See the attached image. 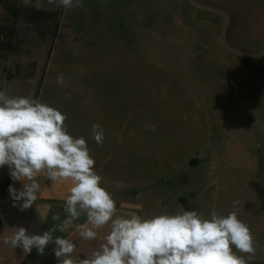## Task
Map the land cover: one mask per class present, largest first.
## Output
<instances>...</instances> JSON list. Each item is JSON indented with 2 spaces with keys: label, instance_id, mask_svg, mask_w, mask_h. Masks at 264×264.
I'll return each instance as SVG.
<instances>
[{
  "label": "rangeland",
  "instance_id": "obj_1",
  "mask_svg": "<svg viewBox=\"0 0 264 264\" xmlns=\"http://www.w3.org/2000/svg\"><path fill=\"white\" fill-rule=\"evenodd\" d=\"M8 1L14 2L13 37L7 58L0 56V82L14 78L15 97L44 98L43 103L68 99L79 107L98 98L99 114H110L106 127L115 134L104 142L130 147V161L114 173L129 182L125 198L143 212L152 217L187 208V197L205 181L204 163L264 164V56L245 59L226 52L218 39L221 16L185 0H83L70 10L47 0ZM197 1L229 13L230 44L245 51L264 48V0ZM3 30L0 26V38ZM10 53L15 57L7 64ZM248 173L237 191L264 195V172L259 181ZM263 195L254 209H264ZM15 203L2 207L19 217L9 220L7 236L19 226L42 232L50 223L46 219L65 213L64 206L34 203L20 210ZM77 240L91 255L92 241L79 234L72 239ZM36 252L0 243V262L27 264Z\"/></svg>",
  "mask_w": 264,
  "mask_h": 264
},
{
  "label": "clouds",
  "instance_id": "obj_2",
  "mask_svg": "<svg viewBox=\"0 0 264 264\" xmlns=\"http://www.w3.org/2000/svg\"><path fill=\"white\" fill-rule=\"evenodd\" d=\"M47 2L69 10L83 6V0ZM63 79L59 74L57 83L62 85ZM66 119L60 110L32 96L12 97L0 91V167L7 165L11 178L23 184L19 191L9 186L13 206H17L15 202H20V210L33 206L40 191L36 178L41 173L52 182H72L62 221L59 214H54L52 220L58 223L42 234H29L19 227L12 236L4 237L5 245L20 247L24 253L35 248L43 255L47 245L53 243L59 264H249L256 252L255 241L236 210L220 215L213 209L210 219L184 210L149 218L135 214L115 217L116 201L94 170L95 160L86 139L69 134ZM146 127L155 130L154 125ZM91 131L94 141L102 145L103 127L94 123ZM238 203L233 202L234 208ZM81 215L86 221L77 225V230L83 240H95L97 230L109 223L111 227L97 250L74 260L76 245L53 233L65 232ZM238 252L248 254L249 259Z\"/></svg>",
  "mask_w": 264,
  "mask_h": 264
},
{
  "label": "crops",
  "instance_id": "obj_3",
  "mask_svg": "<svg viewBox=\"0 0 264 264\" xmlns=\"http://www.w3.org/2000/svg\"><path fill=\"white\" fill-rule=\"evenodd\" d=\"M13 1L6 0L3 6L0 8V26L3 27L4 35L0 38V42L5 43L6 46L0 48V56L7 58L5 49L8 46V41L13 37V30L10 29V24L13 21H10L9 15V6L13 4ZM8 16V17H7ZM10 21V22H9ZM12 34V35H11ZM15 55L10 53V60ZM0 91H4L7 95L15 97V79L11 78L9 80H1L0 82ZM44 98L39 100L43 102ZM47 99V98H45ZM85 101H87L85 103ZM44 103L60 110L62 114L67 116L65 121V126L69 132L74 137L83 136L88 141V148L90 155L95 160L94 170L101 175L102 185L112 194L114 200L116 201V214L115 217H125L130 218L133 214L140 215L144 218H149L151 215L147 212H143L141 205L130 200H126V194L131 193V188L129 182H126L121 176L117 177L114 171L121 170L125 166L127 161H130V147L126 151V147H117L116 145H110L108 142H103L102 145H94V139L92 138V125L94 123H99L105 133V139L114 137L115 134H112L113 131H110L106 127V122H109L108 116L101 115L100 105L98 98H88L83 100V103L79 107L73 103V101L68 99H47ZM110 111V110H109ZM113 111V110H112ZM111 112V111H110ZM108 128V129H107ZM109 130V131H108ZM121 132H119L118 137H121ZM96 144V143H95ZM110 145V146H107ZM250 152H253L254 147L248 148ZM257 150V148H256ZM205 181H202L199 186L201 189L198 191H193L186 201L187 208L192 211H196L203 218L210 219L211 212L213 209L220 215H227L229 212L236 210L238 213V218L247 224L251 230V233L255 241V255L251 257L249 264H264V209L257 210L255 202H258L262 195L258 193L249 192L246 195L242 192L237 191L238 182L242 180V177L249 176L248 172L256 173V178L259 181L261 176L260 172H264V164L259 162H249V161H237L231 165L224 164L223 162H207L203 164L202 169ZM9 168L7 165L0 167V243H3L5 235L9 233L10 227L8 226L9 220L18 219L17 212L14 211H5L2 210L3 204L6 208L10 203H14L12 196L9 193V186L11 185L17 191H19L23 184L21 181L13 180L10 176V172L7 175ZM37 182L40 184V191L37 193L38 199L35 203L47 204L51 206H64L65 199L69 194V189L72 186V182L68 181H56L52 182L48 180L43 173L37 176ZM245 187V185H243ZM264 188V183L260 184ZM232 187L234 190H232ZM249 188L255 189L253 185ZM264 197V195H263ZM234 201H239L238 204L233 205ZM181 209V208H180ZM179 209V206L174 209L171 214H175ZM66 213L63 215L60 214L61 221L65 218ZM154 216V214L152 215ZM48 218L47 216H45ZM114 217V218H115ZM50 218L46 219L50 221L48 225H45L42 232L49 230L58 222L51 220ZM19 224L18 220H16ZM86 221V216L81 215V217L73 221L72 225L62 233L61 237L69 239L77 238L78 230L77 225L84 223ZM19 226V225H16ZM20 227V226H19ZM110 223L104 228L97 230L98 235L95 240H92L91 247L92 251L97 250L99 245L103 242L104 236L110 231ZM25 228V227H24ZM13 229V227H12ZM30 231L31 234H38L33 228H27V232ZM59 231L53 233L54 236H57ZM76 245V250L74 252L75 257H72L74 260L84 259L90 254L84 251L81 248L80 242L72 241ZM56 246L53 243H49L45 248L43 255L36 252L32 256L33 259L27 262V264H59V258L54 255V248ZM235 250V249H234ZM238 255H243L246 260L249 259L248 254L237 253ZM73 255V254H72ZM23 256V254H21ZM0 264H15V259L7 261L5 263L0 262Z\"/></svg>",
  "mask_w": 264,
  "mask_h": 264
},
{
  "label": "water",
  "instance_id": "obj_4",
  "mask_svg": "<svg viewBox=\"0 0 264 264\" xmlns=\"http://www.w3.org/2000/svg\"><path fill=\"white\" fill-rule=\"evenodd\" d=\"M185 1L188 3V5H190L191 7H193L198 11L215 14L222 17L218 39L221 47L226 52L245 59H256L264 56V48L259 49L257 51H245L229 43L227 39V28L230 21V15L227 11L212 5L199 2L197 0H185ZM261 109L264 113V95L261 101Z\"/></svg>",
  "mask_w": 264,
  "mask_h": 264
},
{
  "label": "built area",
  "instance_id": "obj_5",
  "mask_svg": "<svg viewBox=\"0 0 264 264\" xmlns=\"http://www.w3.org/2000/svg\"><path fill=\"white\" fill-rule=\"evenodd\" d=\"M181 210H184V211H192L191 209H189V208H181L180 210H178L176 213H178V212H180ZM175 213V214H176Z\"/></svg>",
  "mask_w": 264,
  "mask_h": 264
}]
</instances>
